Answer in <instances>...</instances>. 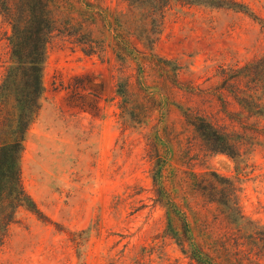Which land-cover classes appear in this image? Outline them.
I'll list each match as a JSON object with an SVG mask.
<instances>
[{"label":"trees","instance_id":"trees-1","mask_svg":"<svg viewBox=\"0 0 264 264\" xmlns=\"http://www.w3.org/2000/svg\"><path fill=\"white\" fill-rule=\"evenodd\" d=\"M192 6L249 11L233 0H0L9 29L0 77V245L21 209L49 221L25 190L20 163L42 107L47 48L60 39L86 56L110 53L116 63V116L123 130L144 139L151 200L164 212L160 238L173 241L195 264L264 261V240L257 250L245 241L257 224L242 212L239 175L178 167L200 154L242 158L264 118V56L219 65L206 81L215 80L200 84L182 82L181 66L154 53L168 18ZM212 212L215 228L207 221ZM221 229L235 233L226 236Z\"/></svg>","mask_w":264,"mask_h":264},{"label":"rangeland","instance_id":"rangeland-1","mask_svg":"<svg viewBox=\"0 0 264 264\" xmlns=\"http://www.w3.org/2000/svg\"><path fill=\"white\" fill-rule=\"evenodd\" d=\"M233 1L248 14L192 6L166 21L154 53L181 66L182 82L208 84L217 66L264 56V0ZM8 31L0 17V77ZM117 78L110 53L86 56L60 39L48 46L42 107L20 165L26 192L49 221L19 210L0 245V264H195L160 238L164 212L151 200L144 139L123 130L116 116ZM171 121L180 130L178 116ZM258 122L260 134L242 158L200 154L178 163L199 174L239 175L242 212L257 224L245 239L254 250L264 240V118ZM215 214L207 215L214 228Z\"/></svg>","mask_w":264,"mask_h":264}]
</instances>
